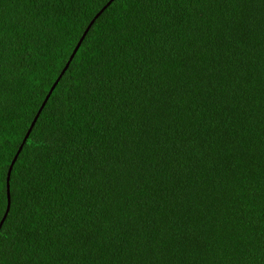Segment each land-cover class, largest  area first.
Returning <instances> with one entry per match:
<instances>
[{"label":"trees","instance_id":"trees-1","mask_svg":"<svg viewBox=\"0 0 264 264\" xmlns=\"http://www.w3.org/2000/svg\"><path fill=\"white\" fill-rule=\"evenodd\" d=\"M108 1L0 0V264H264V0Z\"/></svg>","mask_w":264,"mask_h":264},{"label":"water","instance_id":"water-1","mask_svg":"<svg viewBox=\"0 0 264 264\" xmlns=\"http://www.w3.org/2000/svg\"><path fill=\"white\" fill-rule=\"evenodd\" d=\"M111 1H113V0H109V1L106 3V5H109V4L111 3ZM106 5H105L104 7H106ZM104 7H103V8H104ZM103 8H102V9H103ZM101 11H102V10H101ZM99 13H100V11H99V12H98V13H97V14L91 19V21L89 22V24L86 26L85 30L83 31V33L81 34L80 38L78 39L76 45L74 46V48H73L71 54L69 55V57H68V59H67L65 65H64V67L62 68V70H61V72H60V74L58 75V77L56 78V80L53 82V84L51 85V87L49 88V90H48V92H47V94H46V96H45L43 102L41 103L40 108L38 109L37 114H36L35 117L33 118L32 122H31V124H30V126H29V128H28V130H27V132H26V134H25V136H24V138H23V140H22V143L20 144L19 148L17 149V152H16V154H15V156H14L13 160L11 161V164H10V166H9V168H8L7 179H6V180H7V182H6L7 187H8V179H9V174H10V171H11L12 165H13V163H14V161H15V159H16L18 153H19V151L21 150L22 145H23L24 141L26 140V138H27V136H28V134H29V132H30L32 126L34 125V123H35V121H36V119H37V116H38L39 112L41 111L42 107L44 106V104H45L46 100L48 99L50 93L52 92L54 86H55L56 83L58 82V79L60 78V76H61V75L65 72V70L67 69V67H68V65H69V63H70V61L72 60L74 54L76 53L78 47L80 46L81 41L83 40L84 36L86 35L87 31L89 30L90 26H91L92 23L94 22L95 18L99 15ZM9 197H10V196H9V190H8V188H7V206H6L5 212H4V214H3V216H2V218H1V220H0V227H1V224L3 223L4 219L6 218V215H7L8 210H9V205H10V198H9Z\"/></svg>","mask_w":264,"mask_h":264}]
</instances>
